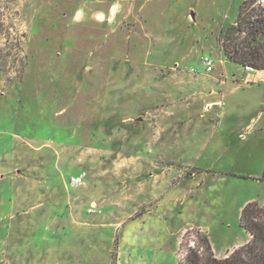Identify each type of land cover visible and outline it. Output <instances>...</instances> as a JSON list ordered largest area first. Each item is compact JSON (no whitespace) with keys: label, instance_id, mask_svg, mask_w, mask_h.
I'll return each mask as SVG.
<instances>
[{"label":"rangeland","instance_id":"obj_1","mask_svg":"<svg viewBox=\"0 0 264 264\" xmlns=\"http://www.w3.org/2000/svg\"><path fill=\"white\" fill-rule=\"evenodd\" d=\"M243 1L0 0V264H111L121 241L124 264V242L170 249L215 216L218 246L245 231L264 71L218 42Z\"/></svg>","mask_w":264,"mask_h":264},{"label":"trees","instance_id":"obj_2","mask_svg":"<svg viewBox=\"0 0 264 264\" xmlns=\"http://www.w3.org/2000/svg\"><path fill=\"white\" fill-rule=\"evenodd\" d=\"M263 37L264 0H244L233 24L221 30L218 42L227 60L245 68L263 70ZM239 221L250 236L247 243L234 248L225 257L218 258L213 253L207 234L195 230L198 242L194 247H187L183 241L185 235L182 237L180 248L183 247V253L179 263L264 264V204L257 201L246 203L240 211ZM111 264H114V254Z\"/></svg>","mask_w":264,"mask_h":264},{"label":"crops","instance_id":"obj_3","mask_svg":"<svg viewBox=\"0 0 264 264\" xmlns=\"http://www.w3.org/2000/svg\"><path fill=\"white\" fill-rule=\"evenodd\" d=\"M114 8L115 7H112L111 10L113 11ZM89 15L91 18H95L96 20H104L106 18L105 12L100 9L90 11ZM250 69L246 70L249 71ZM211 93L212 91H210L207 96H210ZM212 104H219V101H206L204 103V109H208ZM180 197H173L174 202H182L185 199L184 196L182 198ZM252 199L254 198L243 200L238 205L237 210L239 216L242 207ZM261 203L264 204V201ZM162 204V201H159L156 205L162 206ZM211 221L212 223L208 222L207 220H201L200 222L195 223L189 222V226L187 228L184 225H180L175 229H168V232H170V235L174 238V245L170 249L168 248V245L165 246L164 242L151 244L149 241H139L138 237L135 238V240L133 239L131 242L126 241L124 242L126 245L125 247L129 248L131 252L127 254L128 257L125 259L124 264H180V242L184 233L191 230H199L207 234L213 253L218 258L225 257L234 248L248 242L250 238L249 234L246 231H244L246 232L244 233L241 229H239L237 230V235L231 238L230 241H227L228 239H226L223 241L221 246H218L219 244L216 242L217 237L213 236L212 233L214 231L220 232L222 226H225V224H223L224 222L219 220L216 216L213 217ZM114 264H123V241L120 242V248L117 254L114 255Z\"/></svg>","mask_w":264,"mask_h":264},{"label":"built area","instance_id":"obj_4","mask_svg":"<svg viewBox=\"0 0 264 264\" xmlns=\"http://www.w3.org/2000/svg\"><path fill=\"white\" fill-rule=\"evenodd\" d=\"M201 62L205 66L207 72L212 70V62L208 57H202ZM246 69H250V68L246 67Z\"/></svg>","mask_w":264,"mask_h":264}]
</instances>
